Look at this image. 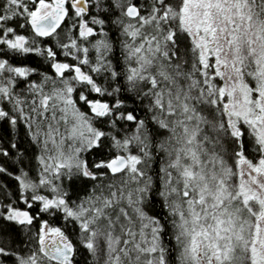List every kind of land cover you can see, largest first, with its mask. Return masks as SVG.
I'll return each mask as SVG.
<instances>
[{
    "label": "snow or ice",
    "instance_id": "obj_1",
    "mask_svg": "<svg viewBox=\"0 0 264 264\" xmlns=\"http://www.w3.org/2000/svg\"><path fill=\"white\" fill-rule=\"evenodd\" d=\"M0 264H264V0H0Z\"/></svg>",
    "mask_w": 264,
    "mask_h": 264
}]
</instances>
